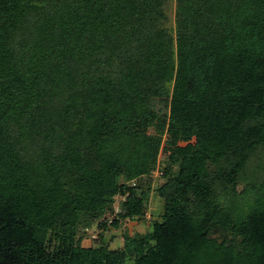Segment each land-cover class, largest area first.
Wrapping results in <instances>:
<instances>
[{"label": "trees", "instance_id": "trees-1", "mask_svg": "<svg viewBox=\"0 0 264 264\" xmlns=\"http://www.w3.org/2000/svg\"><path fill=\"white\" fill-rule=\"evenodd\" d=\"M0 264H264V0H0Z\"/></svg>", "mask_w": 264, "mask_h": 264}, {"label": "rangeland", "instance_id": "rangeland-1", "mask_svg": "<svg viewBox=\"0 0 264 264\" xmlns=\"http://www.w3.org/2000/svg\"><path fill=\"white\" fill-rule=\"evenodd\" d=\"M174 7L170 10V17L174 21ZM167 151L164 150L163 154ZM163 178L160 176V171L155 170L152 176H145L140 180L145 188L151 186L150 198L147 203V217L146 219H126L124 224L120 228H111V231L103 230L102 228H96L97 230L92 231V238L85 240L84 245H100L106 244L110 248H117L120 246L126 235H133L136 232H145L152 227L154 220H160L164 208V200L158 195L157 188L162 184ZM115 203V210H121V198L118 197ZM113 218V215L111 216ZM110 228V227H109ZM84 232V231H83Z\"/></svg>", "mask_w": 264, "mask_h": 264}]
</instances>
